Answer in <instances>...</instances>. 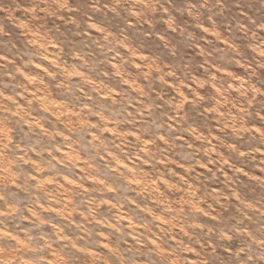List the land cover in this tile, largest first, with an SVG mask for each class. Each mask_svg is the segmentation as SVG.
Masks as SVG:
<instances>
[{
	"label": "rangeland",
	"instance_id": "374dc122",
	"mask_svg": "<svg viewBox=\"0 0 264 264\" xmlns=\"http://www.w3.org/2000/svg\"><path fill=\"white\" fill-rule=\"evenodd\" d=\"M48 2L44 0V11L37 14L32 0H0V243L15 241L25 247L23 264H101L97 258L109 252L119 257V264H127L128 253L139 254L134 264H161L162 259L165 264H202L200 247H193L189 238L203 245L200 237L207 235L208 222L219 223L230 210L225 201L237 200L252 184H264V145L259 143L264 129L249 124L250 117L243 114L245 101L252 107L264 104L259 83L264 82V63H246L229 52L247 42L241 33L235 44L229 41L228 23L221 16L213 17L215 30L184 18L177 23L181 29L187 25L190 35L169 29L165 36L166 22L159 17L150 25L138 23L133 15L123 24L117 22L131 45L119 40L123 51L90 63L86 72L74 62L80 53L68 52L75 45L96 56L92 44L99 36L94 34L103 29L90 22L92 31L83 36L91 37L92 44L79 32L69 36L66 28L72 26L65 24V17L75 8L52 13L44 8ZM11 7L15 23L5 25V11ZM25 9L31 19L23 15ZM96 15L101 16L99 9ZM129 47L144 51H133L135 62L125 68L127 59L118 60ZM150 57L157 82H167L159 96L169 108L184 110L164 114L172 128L181 127V116L188 120L193 101L186 91L185 103L173 105V66L179 69L177 77L190 75L185 86L204 103L206 115L200 128L183 125L175 143H165L167 138L161 136L156 147L145 137L139 151L129 155L137 133L111 122L101 127L102 113L87 101L94 95L106 97V87L119 95L109 83L113 75L123 77L125 87L133 86L136 81L128 76H135ZM209 68L213 79L218 78L217 70L231 78L235 110L217 106L218 86L207 78ZM193 82L199 91L192 88ZM200 115L195 112V117ZM117 136L127 137L124 143L116 140L122 153L111 147ZM238 152L243 155L238 157ZM105 172L117 175L106 177ZM219 208L224 213L217 215ZM90 240L96 244L90 245ZM177 246L183 249L179 255L173 251Z\"/></svg>",
	"mask_w": 264,
	"mask_h": 264
},
{
	"label": "clouds",
	"instance_id": "9594fccd",
	"mask_svg": "<svg viewBox=\"0 0 264 264\" xmlns=\"http://www.w3.org/2000/svg\"><path fill=\"white\" fill-rule=\"evenodd\" d=\"M32 3L35 5V9L38 10L37 14L44 11L41 8L44 0H32ZM44 8L52 13H61L62 10L75 8L71 15L65 17V24L72 26L66 28V32L69 36H72L74 31L79 32L82 39H88L89 44H92V38L84 37L83 34L92 31L89 26L90 22L100 25L103 29L102 32L94 34L99 36L98 43L92 44V50L97 53L96 56L87 55L82 46L74 45L68 52V55H72L73 52L80 53V59L74 62L86 72L89 71L90 63L99 64L102 58L107 59L111 54L118 55L119 52L123 51L122 46L118 45L119 40L131 45L129 36L125 35L123 31H118L117 22L123 24L133 15L138 17V23L141 21L150 22V25L157 23L159 17L160 21L166 22L163 31L165 36L168 35L169 29H181V25L177 21L184 18H187L193 24H208L210 28L215 30L216 23L213 21V17L221 16L228 23V28L225 30L226 38L235 44L237 33H241L243 39L247 42L239 51L234 47L230 48L229 52L240 55L246 63H264V0H180L179 3H175L174 0H108L107 3L104 0H71V3L69 0H50L44 5ZM98 9L101 16L96 15ZM14 11L15 7L5 11V15L9 17L4 22L5 25L15 23L10 18ZM28 11V9H25L23 15L31 19L32 17L28 15ZM2 31L3 27L0 26V32ZM114 31L117 32L115 36L112 35ZM128 32L131 33L132 29L129 28ZM181 35H190L187 25L181 29ZM133 51L142 52L144 49L129 47V50L125 52L124 57L118 60V63H122L126 58L127 63L124 64V67L130 68L135 62L132 55ZM163 54L165 56L169 55L166 47ZM82 60L83 62H81ZM157 60H159V57H157ZM160 63L163 62L160 61ZM149 65H152V67L150 68ZM220 66L227 67L228 65L221 63ZM155 68L156 64L150 57L144 61L143 67L139 69L135 76H128V79L136 81L133 86L125 87L123 77L113 75L109 78V83L112 88L119 89V95L114 96L112 89L106 87L102 89L107 94L106 97L94 95L93 98H89L87 101L92 104L94 109L102 113V118L99 120L101 127H104L107 122H111L112 126L121 130L127 128L137 133V137L130 147L129 155L133 150L139 151L145 137L152 140L156 147L159 145L155 142L160 140L161 136L167 138L165 143H175L177 132L183 131V125L187 124L189 127L195 125L200 128L202 126L201 121L206 115L202 111L204 103L200 101L194 91L185 86L184 81L190 80V75L177 77L176 71H179V69H175L173 66L172 76L169 77L174 84L173 95H171L173 105L178 106L185 103L183 92L187 91L193 97L188 109V120H183L181 116L178 120L181 127L174 130L168 120L165 119L164 114H175L177 111L183 114L184 110L169 108L168 101L159 96V91L167 88V82H157ZM145 72L150 74L145 75ZM211 72L212 69L209 68L206 76L214 85L218 86L215 95L221 103L217 106L224 107L225 111L235 110L236 105L231 104L230 98L236 97L237 94L231 91L229 83L231 78L220 75L217 70L216 76L218 78L213 79ZM92 74L98 78L96 73L93 72ZM125 75H127V72ZM162 75L167 76V71L162 72ZM231 83H236V81L231 80ZM259 83L264 88V82ZM192 88L199 91L196 82H193ZM220 89H223V94L220 93ZM251 98L255 99V97ZM261 99L264 100V96ZM113 100L117 103L113 104ZM212 103H216V101L213 100ZM160 105L163 107L161 108ZM197 105L199 108H197ZM198 110L201 111V115L195 117V112ZM261 113H264V104L252 107L247 105V101H245L243 114L250 117L248 123L257 124L261 129H264V115H261ZM103 117H107V121ZM251 135L255 136L256 134L251 133ZM116 140L124 143L127 137L117 136L111 145L115 151L122 153V149L116 144ZM259 143L264 145V132L259 134ZM141 155H144V153H141ZM159 155L163 156L164 153H159ZM241 155L243 154L237 153L238 157ZM118 171L120 170L118 169ZM109 174L117 175L115 172L104 173L106 177ZM172 178L169 176V179ZM189 179H191V176H189ZM225 203L230 205V210L224 213L223 208L218 209L216 214L224 213V215L221 216L219 223L208 222L210 227L206 225L207 235L200 237L204 240L203 245L199 244L198 239L189 238L193 247H200L203 254L202 264H264V184H252L251 189L241 190V195L237 200L225 201ZM206 206L207 204H205ZM226 217H231V219H226ZM88 243L95 245L96 241L90 240ZM166 246L171 248V245ZM173 251L179 255L183 249L177 246ZM25 254V247L15 241L0 243V264H23L22 258ZM138 257V253H128L125 259L127 264H134ZM97 259L101 261V264H119V257L112 252H109L103 258L98 257ZM197 259H201V257H197ZM161 264H165V260L162 259Z\"/></svg>",
	"mask_w": 264,
	"mask_h": 264
}]
</instances>
